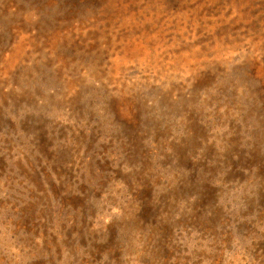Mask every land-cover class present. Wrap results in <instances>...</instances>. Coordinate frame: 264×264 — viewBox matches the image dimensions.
I'll return each instance as SVG.
<instances>
[{
    "label": "rangeland",
    "instance_id": "1",
    "mask_svg": "<svg viewBox=\"0 0 264 264\" xmlns=\"http://www.w3.org/2000/svg\"><path fill=\"white\" fill-rule=\"evenodd\" d=\"M0 264H264V0H0Z\"/></svg>",
    "mask_w": 264,
    "mask_h": 264
},
{
    "label": "trees",
    "instance_id": "2",
    "mask_svg": "<svg viewBox=\"0 0 264 264\" xmlns=\"http://www.w3.org/2000/svg\"><path fill=\"white\" fill-rule=\"evenodd\" d=\"M70 1H72V0H70ZM237 135H238V134H237ZM228 144H234V149H235V151H238V150L242 149V148H240L241 143H239L238 140L230 139V142H228Z\"/></svg>",
    "mask_w": 264,
    "mask_h": 264
}]
</instances>
